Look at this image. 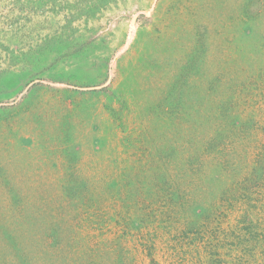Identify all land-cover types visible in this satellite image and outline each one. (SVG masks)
<instances>
[{"label":"rangeland","instance_id":"rangeland-1","mask_svg":"<svg viewBox=\"0 0 264 264\" xmlns=\"http://www.w3.org/2000/svg\"><path fill=\"white\" fill-rule=\"evenodd\" d=\"M101 169L146 193L95 224L115 185ZM41 203L73 215L47 223ZM249 204L264 0H0V264H150L151 243L161 264H261L262 244L253 258L234 239Z\"/></svg>","mask_w":264,"mask_h":264},{"label":"trees","instance_id":"trees-1","mask_svg":"<svg viewBox=\"0 0 264 264\" xmlns=\"http://www.w3.org/2000/svg\"><path fill=\"white\" fill-rule=\"evenodd\" d=\"M100 171H107L110 174L113 175V183L115 184L114 186H112V188L107 192L106 197L102 198L101 201H94L93 203L97 205V210L98 212L94 213L93 210V223L97 224L98 220L96 218V214L101 213L102 212V208H112V209H116L118 207V205H121V208L123 206H125L126 203L129 202L130 204V197H131V192L134 190L135 191V197L133 199H135L137 197V194H143L144 193V189H140L135 190V188H137V184H141L140 181L138 182H132V180H134V177L132 179V175L133 172H128L126 169V172L120 170V169H101ZM137 180H141L144 179V172H141L140 174L138 173V175H136ZM124 181L122 183V181H118V179H123ZM119 182L121 183L120 188L117 189V183L119 185ZM112 183V184H113ZM124 184H126L124 186ZM171 187V186H169ZM168 187V189H169ZM140 188V187H139ZM163 189V191H165L164 189H166V186L161 187V190ZM239 191V190H238ZM146 193V191H145ZM253 193V192H252ZM82 194H83V188L81 190H79L78 192H76L74 194V199H73V203H67L66 206H72L75 208V206L77 205H83V200L84 198H82ZM80 198V199H79ZM252 199H257V198H252L251 193L248 194H238V195H234L233 196V200H232V208L234 209L235 207V203L240 202L241 200H249V203ZM259 199V198H258ZM260 201V199H259ZM45 204H48L47 202ZM251 204V203H250ZM248 205L247 208H245V212H242L240 219L244 222V227L242 230L246 231V232H242L237 234V236L234 234V239L236 241V243H238V245L242 246L244 251L247 252L251 257L256 258L257 257V253L254 252V249H256L258 247L259 244H262L263 246V251L259 254L264 255V206L262 210H259V206H254V205ZM41 208H43L47 214V212H49L48 210H46V206L44 205V203L39 204ZM53 205H55V203L52 204V215L49 212V214L46 215V222H55V221H62L63 219H71L70 217L66 216V214H68L69 216H72L73 214H71L68 210L64 208H62L60 206L59 203H57V207H54ZM54 207V208H53ZM67 211V212H66ZM78 213L76 211L75 213V217H77ZM212 218L214 217V213H212L210 215ZM50 217V218H49ZM262 225V226H261ZM262 228V230L260 229ZM58 230H62V229H58ZM217 230V229H215ZM201 231V241H204L205 243V231L200 230ZM199 231V232H200ZM243 236H240L241 234H243ZM154 239H156V237H153ZM153 239V240H154ZM210 240V239H209ZM228 240H225V247L229 245ZM233 243V242H232ZM145 245V243H144ZM247 247H251V248H247ZM170 249H174L172 246H169ZM157 247H156V243H151L148 247H145L144 250H147V255H149L148 257L151 259V263L150 264H161V262L157 261L155 259V254L157 252ZM165 251V250H164ZM175 252H164V255H166L165 257H168V259L170 260V264H178V259H176L175 257ZM208 254H210V252H208ZM177 255V253H176ZM245 257V256H243ZM171 258V259H170ZM210 262V261H209ZM216 264H219L218 262H216ZM229 264H233V262H229ZM242 264V262H241ZM245 264V263H243ZM261 264H264V258H263V262Z\"/></svg>","mask_w":264,"mask_h":264}]
</instances>
